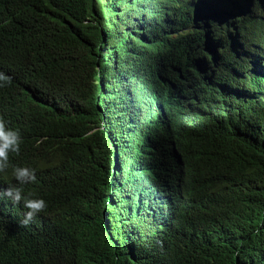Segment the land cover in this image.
I'll return each mask as SVG.
<instances>
[{
    "label": "trees",
    "instance_id": "obj_1",
    "mask_svg": "<svg viewBox=\"0 0 264 264\" xmlns=\"http://www.w3.org/2000/svg\"><path fill=\"white\" fill-rule=\"evenodd\" d=\"M0 72V264H264V0H0Z\"/></svg>",
    "mask_w": 264,
    "mask_h": 264
},
{
    "label": "clouds",
    "instance_id": "obj_2",
    "mask_svg": "<svg viewBox=\"0 0 264 264\" xmlns=\"http://www.w3.org/2000/svg\"><path fill=\"white\" fill-rule=\"evenodd\" d=\"M12 78L0 72V88L10 86ZM2 112V110H0ZM0 112V174L11 169V175L16 181L15 185L0 188V200H7L13 205H22L26 209L20 223L22 226L30 225L37 216L45 213L48 208L47 201L42 197H32L25 194L22 186L35 183L37 180L36 169L29 166L12 165L11 157L18 156L22 150L23 137L19 129L12 128L2 118Z\"/></svg>",
    "mask_w": 264,
    "mask_h": 264
},
{
    "label": "rangeland",
    "instance_id": "obj_3",
    "mask_svg": "<svg viewBox=\"0 0 264 264\" xmlns=\"http://www.w3.org/2000/svg\"><path fill=\"white\" fill-rule=\"evenodd\" d=\"M213 11H218V10H217V8L214 7V8H213Z\"/></svg>",
    "mask_w": 264,
    "mask_h": 264
}]
</instances>
